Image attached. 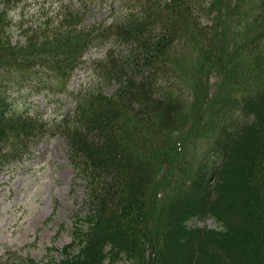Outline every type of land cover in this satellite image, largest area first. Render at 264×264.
I'll list each match as a JSON object with an SVG mask.
<instances>
[{
	"label": "trees",
	"instance_id": "trees-1",
	"mask_svg": "<svg viewBox=\"0 0 264 264\" xmlns=\"http://www.w3.org/2000/svg\"><path fill=\"white\" fill-rule=\"evenodd\" d=\"M87 65L101 87L74 88ZM51 135L84 215L43 260L4 264H264V0H0V170Z\"/></svg>",
	"mask_w": 264,
	"mask_h": 264
},
{
	"label": "rangeland",
	"instance_id": "rangeland-1",
	"mask_svg": "<svg viewBox=\"0 0 264 264\" xmlns=\"http://www.w3.org/2000/svg\"><path fill=\"white\" fill-rule=\"evenodd\" d=\"M58 1L52 0V6ZM88 55L102 59L105 49L96 47ZM217 81L214 76L212 86L219 90ZM99 83L97 73L87 65L76 71L71 85L74 88H97L101 87ZM104 89L107 93L112 92L108 86ZM215 95L213 92L212 97ZM35 100L44 112L53 107V104H46L42 96L35 97ZM63 106L68 109L69 104L65 101ZM198 124L199 117L195 116L181 130L171 134L160 177L161 192L168 191L171 160L178 156L177 150L182 152L184 147L199 138ZM84 183L85 179L77 175L70 160L66 140L58 135L46 137L24 160L0 170V264L19 255L43 260L50 247L69 243L75 221L84 215ZM197 224L220 228L213 218L199 220ZM116 264H129V261L121 259Z\"/></svg>",
	"mask_w": 264,
	"mask_h": 264
}]
</instances>
